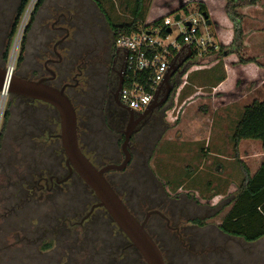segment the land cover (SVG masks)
Instances as JSON below:
<instances>
[{
    "label": "rangeland",
    "instance_id": "rangeland-1",
    "mask_svg": "<svg viewBox=\"0 0 264 264\" xmlns=\"http://www.w3.org/2000/svg\"><path fill=\"white\" fill-rule=\"evenodd\" d=\"M20 1L0 0V66L9 70L16 50L12 74L36 80L41 73L34 74L32 69L43 65L51 55L53 26L65 23L71 36L80 27L92 32L93 24L81 22L77 13L91 0H45L19 63L22 38L38 0L30 1L9 41ZM167 1L144 0L139 26L151 9ZM98 2L113 24L133 21L136 0ZM188 10L190 15L198 11L195 4ZM170 17L175 19V15ZM181 17L185 18L183 14ZM244 22L248 52L244 50L243 55L264 65V0L246 11ZM172 30L173 38H177L178 27ZM209 31L215 37L212 27ZM103 38L114 44L106 19ZM7 46L6 61L2 55ZM203 64L194 63L196 67L173 79V84L179 85L175 101L169 100L156 110L157 121L149 142L137 136V143L132 144L133 162L123 171H110L106 177L139 222L148 213L159 211L150 214L146 230L166 264H264V240L246 243L219 230L231 209L234 195L229 196V190L246 179L243 166L253 175L263 159L264 147L255 140L242 141L237 158L232 136L243 109L255 100H264V80L248 82L244 78L234 98H217L222 103L215 106L213 89L226 75V68L221 60ZM194 93L199 96L180 111L181 104ZM69 96L73 98L72 93ZM88 99V103L84 100L86 105L96 111L98 103L93 97ZM72 101L77 106L79 140L87 159L98 169L121 163L119 133L106 129L98 116L84 115L80 101ZM6 110L9 118L0 150V264H146L104 208L96 207L82 221L97 199L78 175L72 174L59 184L54 182L48 189L42 188L44 180L39 181L40 189L36 188L40 178L67 177L57 111L46 103L10 92L2 102L0 91V130ZM199 198L217 204H203ZM71 224L78 229H72ZM127 242L129 247L121 251Z\"/></svg>",
    "mask_w": 264,
    "mask_h": 264
},
{
    "label": "trees",
    "instance_id": "trees-1",
    "mask_svg": "<svg viewBox=\"0 0 264 264\" xmlns=\"http://www.w3.org/2000/svg\"><path fill=\"white\" fill-rule=\"evenodd\" d=\"M30 1L31 0L20 1L9 41H12V38L16 34L20 21ZM93 1L102 11L98 0ZM262 1L263 0H168L166 3L159 5L156 10L151 9L148 13V22L145 21L143 25L139 26L138 19H140L139 17L145 6L144 0H136L137 4L132 22L116 25L113 24L106 15L105 17L115 41L119 35L139 33L143 28H158L163 25L164 20L170 16L188 15L190 5L195 4L199 14H204L209 17L211 27L219 45V51L214 53L216 56L215 60L208 64H203L202 66H209L221 60L227 70L226 75L221 79L219 85L215 87L212 95L215 99L220 97H227L229 99V97L234 98L235 90L240 88L244 78L248 82L264 80V65L259 63L255 58H246L243 55V51L247 46L245 41V36L247 34L243 30V20L246 16V11L255 8ZM44 2L45 0L37 1L29 18L25 34L22 38L20 48L21 54L18 59L19 63L23 60L27 35ZM164 33L166 34V31ZM179 40L181 39L179 38ZM9 48L8 46L6 47V52L4 54V60L6 61L9 56ZM177 52L178 51H172L171 61L177 55ZM194 67H196V65H192L189 68L191 69ZM178 88L179 85L176 84L173 89L176 91ZM198 96L199 95L194 93L187 97L181 104L180 111L193 102ZM220 103L222 102L217 99L214 105L219 106ZM8 118L9 111L6 110L0 130V150ZM232 140L237 158L239 145L242 141H259L264 147V100H255L243 109L242 118L235 127ZM82 151L84 152V150ZM243 167L246 172V179L238 188L234 185V187L229 190V196L234 195L229 204L231 205V209L224 217L219 226V230L225 236L242 239L246 243H255L264 240V160L259 170L253 176L250 175L249 170L245 168V166ZM40 180L41 178L38 179V183ZM38 183H36V188L39 186ZM199 201L211 206L217 204H211L213 200L206 198H199ZM126 246L129 247L128 242L127 245L124 247L122 246L120 250L122 251ZM116 264L119 263L116 261Z\"/></svg>",
    "mask_w": 264,
    "mask_h": 264
},
{
    "label": "flooded vegetation",
    "instance_id": "flooded-vegetation-1",
    "mask_svg": "<svg viewBox=\"0 0 264 264\" xmlns=\"http://www.w3.org/2000/svg\"><path fill=\"white\" fill-rule=\"evenodd\" d=\"M77 13L80 14L82 18L81 22L86 21L93 24L92 32L86 33L84 28L80 27L71 36V30L69 27H65V23L64 25L60 23L58 26H53L55 33H53V47L50 50L51 55H49L50 57L44 61L43 65H35L32 69L34 74L36 72L41 73V75L39 74V79H22L31 81L45 80V83L52 87L59 90L64 89L65 95L69 98L75 108L76 115L77 106L73 104V98L80 101L84 115L90 116L91 114H94L98 116L100 120H102L106 129L111 133H119L122 143L125 140V135L129 133L130 140L128 147L132 155V160L129 163L130 165L134 159L132 144L135 142L137 143V136L139 135L141 141L146 142L149 140L148 137L153 133V126L157 121L155 112L171 100L170 97H172V93L167 95L168 84H166L164 80L160 86V91L157 92L154 96L153 102L148 107L147 110H149V112L147 114H144L147 110L138 113L122 104L119 100L118 90L120 81L124 77L125 54L123 51L115 49L113 42L111 44L108 38L106 40L103 38L106 19L105 13H103L95 3L91 2L86 3L85 6L78 9ZM61 32L64 33V36H62L63 34H61ZM44 51L48 52L46 48H44ZM2 59H4V54L2 55ZM0 68L3 67L0 66ZM95 77H97L96 81H94ZM89 83H93V85H89ZM70 93H72L73 98L69 96ZM89 97H93L94 100H96L95 102L98 103L96 111L91 110L86 105L89 101ZM84 100H86L87 103ZM77 132L79 140L78 119ZM119 140L117 144L119 143ZM80 143L79 140V145ZM80 148L83 150L81 145ZM121 153L124 161L122 149ZM66 168L67 177L62 180L54 178L53 176L48 179L42 178L40 181L44 180L45 185L42 188L48 189V187L50 185L52 186L54 182L59 184L60 182L65 181V179L68 180L71 178V175L75 173H71L67 166ZM107 174L105 176H107ZM38 185H41L40 182ZM96 201L97 202L91 206L88 215L82 218V221L88 218L95 210L98 205V200ZM152 213L160 214L159 211H153L148 213V218ZM79 224H81V221ZM70 226H72V229H78L77 227H79L78 225L74 226L73 224Z\"/></svg>",
    "mask_w": 264,
    "mask_h": 264
},
{
    "label": "water",
    "instance_id": "water-1",
    "mask_svg": "<svg viewBox=\"0 0 264 264\" xmlns=\"http://www.w3.org/2000/svg\"><path fill=\"white\" fill-rule=\"evenodd\" d=\"M207 25L211 27V21L207 15H202ZM180 15L175 17L179 22ZM171 32V29L168 30ZM179 70L175 67L165 78L167 95L171 92L169 81L172 75ZM174 73V74H173ZM123 86L120 81L119 90ZM14 93L18 96L39 101L52 106L58 114L60 124L59 138L66 160L65 164L71 173H75L90 188L98 200L97 207H102L116 224L118 229L126 236L131 245L138 251L146 264H166L160 249L146 230L148 216L143 222H139L114 191L106 179L110 171H123L132 160L129 151L130 134L125 135L121 149L124 161L121 164H109L100 169L96 168L82 152L77 132V115L74 106L65 95L64 89L59 90L45 83V80L31 81L22 79L9 73V70L0 68V91ZM147 110L144 114H147ZM66 180V179H65Z\"/></svg>",
    "mask_w": 264,
    "mask_h": 264
},
{
    "label": "built area",
    "instance_id": "built-area-1",
    "mask_svg": "<svg viewBox=\"0 0 264 264\" xmlns=\"http://www.w3.org/2000/svg\"><path fill=\"white\" fill-rule=\"evenodd\" d=\"M184 16L179 22L168 17L158 28H143L139 33L119 35L115 39V48L125 54L119 100L132 111L142 113L151 105L169 72L172 51L186 45L192 58L203 63L219 51V45L203 16L198 12ZM173 26L180 31L177 38H173ZM169 29L171 32H168Z\"/></svg>",
    "mask_w": 264,
    "mask_h": 264
},
{
    "label": "crops",
    "instance_id": "crops-1",
    "mask_svg": "<svg viewBox=\"0 0 264 264\" xmlns=\"http://www.w3.org/2000/svg\"><path fill=\"white\" fill-rule=\"evenodd\" d=\"M91 2L94 3L93 0H91ZM146 21L148 22V17L146 18ZM244 26H245V22H244L243 27ZM217 43H218V41H217ZM245 51L248 52V49H246ZM215 58H216V56H212L211 58H209L210 61L206 62V64H208L211 61L215 60ZM194 63H201V61L199 62V61H196L195 59L192 58L191 53H190V50H189L188 46H186V45H184L180 50H178L177 55L171 61V66H170V69H169V71H171V73H172V70L175 67H178L179 68V70H177L175 72V74L173 73L174 75H172V77H171V79L169 81V87L171 88L170 94L172 93V97H170V98H171V100H173L172 102L175 101V96L177 95V90L175 91L173 89L176 86V85L173 84V79H175L178 75H182ZM226 73H227V70H226ZM214 89H215V87H214ZM158 91H160V88H159ZM263 160H264V154H263V159L260 161L259 167L257 168V171L259 170V168H260ZM253 175H251V176H253Z\"/></svg>",
    "mask_w": 264,
    "mask_h": 264
},
{
    "label": "bare ground",
    "instance_id": "bare-ground-1",
    "mask_svg": "<svg viewBox=\"0 0 264 264\" xmlns=\"http://www.w3.org/2000/svg\"><path fill=\"white\" fill-rule=\"evenodd\" d=\"M17 46V45H16ZM16 48V47H15ZM14 56H13V59H12V62H11V64H10V68H9V73H13V66H14V60H15V56H16V50H15V52H14V54H13ZM7 90H5V92L2 94V102H5V99H6V97H7V92H6Z\"/></svg>",
    "mask_w": 264,
    "mask_h": 264
}]
</instances>
